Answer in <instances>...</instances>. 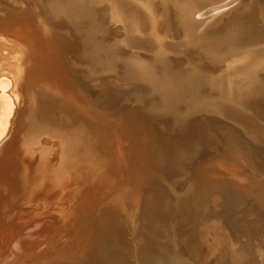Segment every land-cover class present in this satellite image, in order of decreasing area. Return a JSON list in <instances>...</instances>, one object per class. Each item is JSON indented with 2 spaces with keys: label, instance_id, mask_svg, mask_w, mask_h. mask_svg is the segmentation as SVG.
I'll use <instances>...</instances> for the list:
<instances>
[{
  "label": "bare ground",
  "instance_id": "6f19581e",
  "mask_svg": "<svg viewBox=\"0 0 264 264\" xmlns=\"http://www.w3.org/2000/svg\"><path fill=\"white\" fill-rule=\"evenodd\" d=\"M244 1L0 0V50L16 56L0 55V264H127L130 246L135 264L181 257V216L204 238L197 255L264 264V237L233 231L229 205L264 219V173L246 167L264 164V41L218 52L242 42L227 25ZM171 15L196 42L165 35ZM208 150L229 164L207 170Z\"/></svg>",
  "mask_w": 264,
  "mask_h": 264
},
{
  "label": "rangeland",
  "instance_id": "374dc122",
  "mask_svg": "<svg viewBox=\"0 0 264 264\" xmlns=\"http://www.w3.org/2000/svg\"><path fill=\"white\" fill-rule=\"evenodd\" d=\"M254 0H246V1H244L243 3H242V5L240 6V9L238 10V11H236V12H234V13H232V14H230L229 16H228V18H229V24L227 25L228 27V29H229V31H232L231 33H233V31L235 30V32L238 30L239 31V33L238 32H234L233 34L234 35H237L239 38H240V40H242V42L241 43H238L237 41L235 42V41H228V42H226V43H224V45H223V47L221 48V49H219L218 50V52L220 51H222V55L223 54H227L228 52H229V49L231 48V47H233V45H236V44H240V45H249V46H254V45H258V44H262V42L264 41V31L262 30V29H264V11L263 10H260V8H258V10L256 11V10H253V8H249V6L248 5H250L252 2H253ZM245 3V4H244ZM244 7V8H243ZM190 8L192 9V8H197L195 5H194V7L192 6H190ZM192 10L193 12H194V15H195V17H196V21H197V19H198V21L199 20H203L204 18H202V16L200 15V11H198V9H196V10ZM247 9V10H246ZM242 11V12H241ZM197 14V15H196ZM261 14V15H260ZM238 15V16H237ZM259 16V17H258ZM261 16V17H260ZM172 17V18H171ZM171 17L170 16H167L166 17V19H168L169 20V22L170 23H168L169 24V28H167V30H169V32H170V34H169V32L167 31V30H165V35H167V36H169V37H172V38H174V39H177V40H188L189 39V41L191 42H193L194 40H192V39H194L195 38V34H197L196 32H194L193 33V31H195V30H192L191 29V26H188V24H185V26L183 25V29H184V31H186V30H188L189 28V30H192V34H191V36L189 37L188 35H190L189 33V30L187 31V32H189L188 33V35H187V32H186V35L184 36V39L182 38L181 39V37L182 36H180V33H179V31H176L177 30V28L175 27V19H174V15H171ZM200 18V19H199ZM232 18V19H231ZM246 18H248L247 19V21H246ZM91 19V18H90ZM170 19H171V21H170ZM206 20V19H205ZM205 20H203V22H205ZM208 20V19H207ZM231 20V21H230ZM234 20V21H233ZM174 23H173V22ZM232 22H234V23H232ZM237 22H240V24L242 25H240L239 23H237ZM249 22H251V23H249ZM211 23H212V25H211ZM237 23V24H236ZM255 23V24H254ZM170 24L172 25V26H170ZM205 25H206V27H207V25H209L208 27H207V29H212L214 26H215V23H213L212 21L209 23L208 21L207 22H205L204 23ZM260 24V25H259ZM262 24V25H261ZM174 25V26H173ZM240 25V26H239ZM249 25V26H248ZM187 26V27H186ZM233 26V27H232ZM237 26V27H236ZM250 26H251V28H250ZM253 26V27H252ZM260 26H262V27H260ZM173 27V28H172ZM176 28V30H175V28ZM189 27V28H188ZM194 27V26H193ZM211 27V28H210ZM235 27L237 28V29H235ZM241 27H243V29L241 28ZM246 27V28H245ZM187 28V29H186ZM231 28H233V29H231ZM256 28V30H254ZM258 28V29H257ZM259 28H260V30H259ZM242 29V30H241ZM259 31H261V32H259ZM176 32H177V34H176ZM214 32V31H213ZM245 32V33H244ZM255 32H256V34H255ZM259 32V33H258ZM97 33V32H96ZM99 33H104V32H102V31H98V34ZM167 33V34H166ZM254 33V34H253ZM193 34H194V37H193ZM244 34V35H243ZM258 35V36H257ZM263 37H262V36ZM248 36V37H247ZM186 37H188V39L186 38ZM261 37V38H260ZM191 38V39H190ZM255 38V39H254ZM250 41H249V40ZM252 40V41H251ZM257 40V42H255ZM262 41V42H261ZM188 42V41H187ZM194 42H196V38H195V41ZM253 42H255V44L253 43ZM264 43V42H263ZM228 46V47H227ZM227 47V48H226ZM126 48H128V47H126ZM228 49V50H227ZM223 50H224V52H223ZM12 51H8L7 49L5 50V49H2V50H0V55L3 57V58H5V59H8V60H13V59H15V53H11ZM5 53V54H4ZM10 53V54H9ZM8 54V55H7ZM10 55V56H9ZM11 55H12V57H11ZM6 56V57H5ZM8 56V57H7ZM10 58V59H9ZM12 58V59H11ZM118 57H116V58H114L113 60L114 61H116V63L119 65L120 64V66L122 65V64H125V66L126 67H129L130 68V66L132 67V68H137V66H135V65H130V63H126L125 61H127V60H125L124 58H122L121 59V57H120V60H118L117 59ZM188 59V62L187 63H191V64H193V63H195V60L193 61L192 59H189V58H187ZM122 60H125V61H122ZM120 62V63H119ZM124 62V63H123ZM122 63V64H121ZM124 66V67H125ZM119 67V66H118ZM121 67H123V66H121ZM140 67V66H139ZM141 68V67H140ZM215 69H218V67H214ZM220 68V67H219ZM225 71L224 70H219L218 72H217V74H221V73H224ZM109 73V72H108ZM116 73H118V72H116ZM215 73V72H214ZM104 73H102V74H100V75H103ZM115 74H112L111 76H114ZM110 76V75H109ZM104 77H108V76H105V75H103V77L102 76H98V79H103ZM113 86V85H112ZM113 88H116L115 86H113ZM178 132H177V135H178V137H183V136H186L187 135V132H185V131H183V130H177ZM222 150H223V152H226V153H223L222 152ZM226 147H224V148H222V149H220L219 151L221 152V154H223V156L225 155V157H227V158H225V160H227V159H229L230 161H232V162H230L229 161V163H231L230 165H232V163L234 162V160H231L230 158H228V156L230 155H227V152H228V150H226ZM209 151V150H208ZM207 151V153H209ZM214 152V154H212ZM220 152L218 153V151H211L209 154H212L213 156H211V155H205L206 157H209V158H214V156H216L217 158L215 159V160H212V161H208L209 163H206L205 164V160H207V159H209V158H206V157H204L205 158V162L203 161H201V165H202V163H204L202 166H204V168H206L207 169V167L210 165V166H212V164L213 165H215L216 164V162L218 163V164H227L226 163V161H225V163L222 161L223 159H224V157L220 154ZM219 155H221V157L219 156ZM233 154H231V156H232ZM240 155L241 156H239V158L241 157L242 158V154L240 153ZM218 156L220 157V158H218ZM233 158H234V155L232 156ZM236 157V156H235ZM238 157V156H237ZM243 159H246L245 158V156L243 155ZM218 159V160H217ZM220 159V160H219ZM217 160V161H216ZM214 161H216L215 163H213ZM218 161H220V162H218ZM223 163H222V162ZM245 161V160H244ZM248 161V160H247ZM247 161H245V162H247ZM212 162V163H211ZM259 162V161H258ZM228 163V164H229ZM246 164L247 163H245V166H246ZM252 165L250 166H248V164H247V166L246 167H248L247 169L249 170V167H250V170H252L253 172H255L257 175H260V173H264V164H261L260 162L259 163H257L256 165H254L255 163H251ZM260 164V165H259ZM217 165V164H216ZM234 165H236L235 163H233V166ZM259 165V166H258ZM200 166V165H199ZM201 166V167H202ZM206 166V167H205ZM209 166V167H210ZM257 166V167H256ZM261 166H262V168H261ZM208 167V169L207 170H209L210 171V168ZM254 167V168H253ZM203 168V167H202ZM203 168V169H204ZM176 172H178V173H183V172H181L177 167H175V168H173ZM256 170V171H255ZM215 171L216 172H218L217 170H214V171H212L211 170V172H214L215 173ZM260 171V172H259ZM210 172V173H211ZM219 173V172H218ZM218 173H216V174H218ZM166 174V173H165ZM213 174V173H212ZM252 173H250L249 175H247L248 177H253L252 175H251ZM186 177L184 176V179H185ZM165 187L167 188V190H169V186H167V185H165ZM213 193V194H212ZM217 193V194H216ZM171 195H173V194H171ZM170 195V196H171ZM210 196H211V200L212 199H214V198H216L215 196H217V200H216V202H217V206H215L216 208H219V206L221 207L222 206V202H224V201H222V199L224 200V196H223V192H219V191H215V192H211V194H209V198H210ZM171 200V199H170ZM242 200V199H241ZM238 200L239 202H235L234 201V205L233 204H230L229 203V205L232 207L231 209H232V212L233 213H235V212H237V213H235L236 214V217H234V219H235V224L236 225H234V227L232 228V230L233 231H236V230H238L239 232H248V233H251L252 235H254L255 234V236H257V237H261V238H263L264 237V228H263V226H264V219L261 217V218H259L260 217V215L259 216H257L258 215V212L257 211H255L256 209H253V208H251V203L250 202H246L247 204H248V206L246 205V203L244 202V200ZM172 201H173V199H172ZM236 205V206H235ZM239 205V206H238ZM243 205V206H242ZM244 205H245V207H247V209L244 207ZM241 207V208H238V207ZM249 207V208H248ZM215 208V209H216ZM237 209V211H235L236 209ZM244 208V209H243ZM235 209V210H234ZM240 209H242V210H240ZM219 210H221V209H219ZM242 211V212H241ZM257 212V213H256ZM201 216V215H200ZM25 218H29V216H26ZM245 219V220H244ZM198 220L200 221V226H198L199 228V230H201V229H204V227L205 228H207V226L206 225H203V224H201V217H199L198 218ZM261 220H263L262 222H261ZM244 221V222H243ZM260 221V222H259ZM210 223V222H209ZM262 226V227H261ZM237 227V228H236ZM241 227V228H240ZM254 228V229H253ZM257 228V229H256ZM259 228V229H258ZM248 229H250V230H248ZM177 230H181V233H179V235H178V237L181 235V239H178V242L180 243H178V247H181L180 249H181V251L182 252H184V254H182L181 255V257H176L175 255H171L170 253H169V251L167 250V251H163L162 252V258H161V262H149L150 264H183L182 262H180V260L179 259H186V261H187V264H203V263H205L203 260H204V258H206V256L205 255H209V257H208V259H206L205 261H206V263L205 264H208V263H210V264H223L224 262V264H251V263H249V262H247V261H244V262H241V263H233V262H231V261H218L217 259H221L222 258V255H225V253H223V254H221L224 250H223V248L221 247V251L222 252H220L219 250L217 251V253H219V255L216 253L215 255H216V257L214 256V255H212V253H211V255H210V253H202L201 255L200 254H198L197 255V253H198V250H199V244L202 242V241H204V238L202 239H200V240H196V239H194L193 237H190V235L192 234V227L188 224V222L186 221V218H184L183 216H181L179 219H178V225H177ZM242 230V231H241ZM262 230V231H261ZM259 231V232H258ZM171 232H170V230L169 229H167V227H166V225H164L163 226V228L159 231V233H158V236H159V238L160 239H162L163 241H164V243H166V244H169V239H170V237H169V234H170ZM261 233V234H260ZM223 234H224V232H223ZM260 234V235H259ZM52 235L54 236V234H51L50 236H49V240L51 241V242H53V240H54V238L55 237H53V239L51 238L52 237ZM262 235V236H261ZM189 237H190V239L192 238V239H194V240H190L189 239ZM47 237H41V238H39V239H42V241L40 240V242H41V245H43L44 243L43 242H46V241H44L43 239H46ZM224 238H225V240L230 244V240H229V238L224 234ZM38 238L36 239L37 241L39 240ZM159 239V240H160ZM36 240H34L32 243L34 244V242H35V244H36ZM186 241V243H188V244H185L184 242ZM194 241V242H193ZM197 241L198 242H200V243H197ZM237 241V240H236ZM39 242V241H38ZM39 242V243H40ZM183 242V243H182ZM192 242V243H191ZM196 242V244L198 245V247L197 246H193L192 244L193 243H195ZM239 242V241H238ZM31 243V244H32ZM43 243V244H42ZM38 244V243H37ZM36 244V246L38 247L36 250H38L39 248V250H41V248L43 247V246H40V245H37ZM36 246H34V247H36ZM6 247H7V244H6V241H3V242H1L0 243V252L1 251H4L5 249H6ZM129 247V246H128ZM128 249V248H127ZM185 249V250H184ZM196 249V250H195ZM133 250V246H130L129 247V249L127 250V252H126V256H127V258L126 259H128L127 261H128V263L127 264H133L134 263V261H133V259L131 260V259H129V258H132V255L133 254H131V257H128L130 254H127V253H129V251H130V253H131V251ZM184 250V251H183ZM193 252V253H192ZM195 252V253H194ZM197 252V253H196ZM6 253V252H5ZM7 254V253H6ZM5 254V255H6ZM21 254V256H24L23 255V253H20ZM25 254V257H21L19 254V256L22 258L20 261L18 260V259H15V261H14V263L15 264H23L24 263V261L26 262V260L28 259V256L27 255H29L28 253H27V255H26V253H24ZM205 257H204V256ZM27 256V257H26ZM210 256L212 257L210 260H209V258H210ZM214 256V257H213ZM201 257V258H200ZM204 257V258H203ZM218 257V258H217ZM25 258H26V260H25ZM202 258H203V260H202ZM131 260V261H130ZM202 260V261H201ZM19 261V262H18ZM211 261V262H210ZM232 261H234V259L232 258ZM23 262V263H22ZM132 262V263H131ZM166 262V263H165ZM208 262V263H207ZM214 262V263H213ZM216 262V263H215ZM13 263V262H12ZM135 264V263H134ZM136 264H138L137 262H136Z\"/></svg>",
  "mask_w": 264,
  "mask_h": 264
}]
</instances>
